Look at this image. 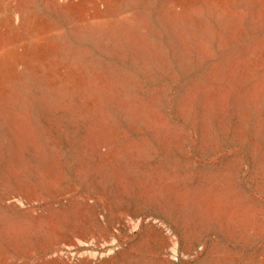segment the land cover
Returning <instances> with one entry per match:
<instances>
[{
  "label": "rangeland",
  "instance_id": "obj_1",
  "mask_svg": "<svg viewBox=\"0 0 264 264\" xmlns=\"http://www.w3.org/2000/svg\"><path fill=\"white\" fill-rule=\"evenodd\" d=\"M0 264H264V0H0Z\"/></svg>",
  "mask_w": 264,
  "mask_h": 264
}]
</instances>
